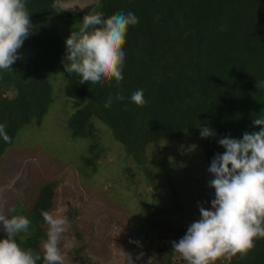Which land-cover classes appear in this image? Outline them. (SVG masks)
Returning <instances> with one entry per match:
<instances>
[{"label":"trees","instance_id":"1","mask_svg":"<svg viewBox=\"0 0 264 264\" xmlns=\"http://www.w3.org/2000/svg\"><path fill=\"white\" fill-rule=\"evenodd\" d=\"M54 2L27 0L32 32L19 49L13 70L0 72V124L12 138L11 143L0 138V157L25 125L40 126L49 111L53 98L49 75L66 56L60 22H83L95 6L105 18L131 11L139 23L127 34L119 87L113 80L90 91L89 84H79L77 74L66 73L65 95L74 107L67 126L73 138L90 139L82 161L92 172L105 151L97 121L111 130L139 166H146L150 146L190 133L201 137L202 127L214 133L201 138L210 166L217 153L225 152L218 143L221 138L242 139L245 132L259 130L253 120L264 118V0H100L78 13L60 4L58 12ZM138 89H143L147 101L143 107L130 100ZM117 92L126 99L114 100L106 108L105 100ZM166 170L177 197L171 169ZM56 189L57 181H46L31 208L22 213L31 220L30 232L16 237L22 248L43 255L41 240L46 239L47 225L41 211L52 213L56 208ZM150 211V224L158 231L173 228L163 209ZM2 238L5 233L0 230ZM173 256L172 245L163 247L156 264H174ZM227 264H264V239L255 241L247 258L237 256Z\"/></svg>","mask_w":264,"mask_h":264},{"label":"rangeland","instance_id":"2","mask_svg":"<svg viewBox=\"0 0 264 264\" xmlns=\"http://www.w3.org/2000/svg\"><path fill=\"white\" fill-rule=\"evenodd\" d=\"M99 1L61 0L59 4L78 13ZM96 13L95 6L90 14ZM82 23L60 22L65 43ZM64 61L49 75L53 98L42 124L25 125L0 157V213L23 215L41 186L55 180L57 205L52 213L67 217L70 225L61 245L65 264H156L159 250L179 241L200 218L199 206L211 208L213 176L201 137L190 133L150 146L146 166H139L111 130L97 121L105 151L92 172L82 161L90 139L73 138L67 126L74 107L65 95ZM166 167L171 169L177 197ZM156 207L163 209L172 229L158 231L150 224V210ZM173 261L187 264L175 251Z\"/></svg>","mask_w":264,"mask_h":264},{"label":"clouds","instance_id":"3","mask_svg":"<svg viewBox=\"0 0 264 264\" xmlns=\"http://www.w3.org/2000/svg\"><path fill=\"white\" fill-rule=\"evenodd\" d=\"M27 0H0V72L13 70L20 59L19 49L32 32V23L26 7ZM53 9L60 5L54 2ZM139 23L131 11L105 18L102 13L83 17L78 32L66 39L64 68L68 74H77L79 84L92 86L111 83L117 87L124 79L127 34ZM122 92L109 95L104 102L110 108L115 101H124ZM130 100L139 107L146 105L143 89L131 94ZM253 124L258 131L245 132L242 139L227 136L218 143L225 149L217 153L208 171L213 178L209 187L215 190L211 208L199 206L200 218L190 224L186 234L173 241V250L187 264H217L224 259L239 256L247 258L255 241L264 239V118L256 117ZM214 133L201 128V138ZM0 138L11 143L6 126L0 124ZM47 225L46 239L41 240V252L24 249L16 237L27 234L31 220L23 215L7 216L0 213V264H65L61 250L63 238L70 225L67 217L41 211Z\"/></svg>","mask_w":264,"mask_h":264}]
</instances>
